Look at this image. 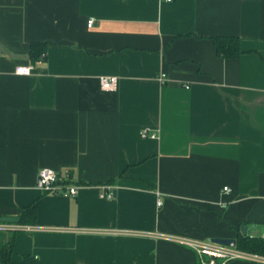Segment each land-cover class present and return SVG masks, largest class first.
Returning <instances> with one entry per match:
<instances>
[{
	"label": "crops",
	"instance_id": "obj_1",
	"mask_svg": "<svg viewBox=\"0 0 264 264\" xmlns=\"http://www.w3.org/2000/svg\"><path fill=\"white\" fill-rule=\"evenodd\" d=\"M218 36L242 55L220 57ZM42 168L70 170L77 195L44 192ZM31 204L35 224L1 220ZM241 235L264 238V0H0V250L201 264L172 238Z\"/></svg>",
	"mask_w": 264,
	"mask_h": 264
},
{
	"label": "built area",
	"instance_id": "obj_2",
	"mask_svg": "<svg viewBox=\"0 0 264 264\" xmlns=\"http://www.w3.org/2000/svg\"><path fill=\"white\" fill-rule=\"evenodd\" d=\"M172 2L173 0H165ZM95 20L90 19L88 26L91 27ZM33 67L31 65H18L15 68V73L18 75H30ZM161 82H165L166 77L162 75L159 77ZM101 88L104 91H115L118 86V78L116 76H102L100 78ZM142 138L157 139L158 133L148 128L140 132ZM70 170H66L63 174L56 172L50 168H42L38 172V180L40 188L47 193L66 194L75 196L78 193V187L69 183ZM226 191L228 188H224ZM112 197V194L109 195ZM160 205L161 202H158ZM27 231H32L34 228L27 226L24 228ZM187 247L193 249L201 264H229L232 261H252L264 264V255L250 253L237 247H230L213 243L211 241L192 240L186 238H172Z\"/></svg>",
	"mask_w": 264,
	"mask_h": 264
},
{
	"label": "trees",
	"instance_id": "obj_3",
	"mask_svg": "<svg viewBox=\"0 0 264 264\" xmlns=\"http://www.w3.org/2000/svg\"><path fill=\"white\" fill-rule=\"evenodd\" d=\"M217 54L225 59H236L242 55L240 40L236 36H218L212 38ZM47 44L34 42L30 45L29 58L32 63L45 61L47 57ZM20 219L25 224H35L37 221V207L31 204L22 209ZM14 242L11 240L7 246L0 250V264H36L32 256H24L20 263L12 261ZM237 248L254 253L264 255V238L239 236L237 239Z\"/></svg>",
	"mask_w": 264,
	"mask_h": 264
},
{
	"label": "water",
	"instance_id": "obj_4",
	"mask_svg": "<svg viewBox=\"0 0 264 264\" xmlns=\"http://www.w3.org/2000/svg\"><path fill=\"white\" fill-rule=\"evenodd\" d=\"M3 222H8V223H19L20 218L19 217H4L1 219ZM243 234H246V231L243 230ZM213 243L221 244V245H226L230 247H236L237 246V241L235 239H219V238H214L210 240Z\"/></svg>",
	"mask_w": 264,
	"mask_h": 264
}]
</instances>
